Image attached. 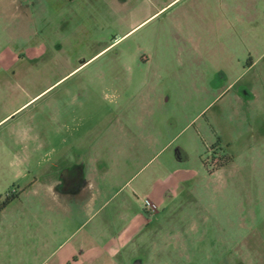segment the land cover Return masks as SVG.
Returning a JSON list of instances; mask_svg holds the SVG:
<instances>
[{
    "label": "rangeland",
    "instance_id": "obj_1",
    "mask_svg": "<svg viewBox=\"0 0 264 264\" xmlns=\"http://www.w3.org/2000/svg\"><path fill=\"white\" fill-rule=\"evenodd\" d=\"M37 10L44 56L0 66V264H39L97 224L48 192L62 164L95 156L118 161L98 178L112 232L150 200L152 174H194L153 194L127 264H264V0Z\"/></svg>",
    "mask_w": 264,
    "mask_h": 264
},
{
    "label": "crops",
    "instance_id": "obj_2",
    "mask_svg": "<svg viewBox=\"0 0 264 264\" xmlns=\"http://www.w3.org/2000/svg\"><path fill=\"white\" fill-rule=\"evenodd\" d=\"M45 1L0 0V40L16 46L15 49L6 46L3 51H0V66H10L23 60L35 61L44 56L49 39L45 28L35 23L40 17L37 8H43ZM115 1L118 9H126L129 2V0ZM190 41L192 46H199V38L196 41L194 32L191 33ZM43 91L32 95L30 100ZM187 156L183 151L175 152L173 160L177 163L186 160ZM115 162H118L117 159L114 161L111 159L108 165L106 161L95 156L72 160L71 163L60 166L62 172L54 184H48V192L59 193L63 198L62 205L66 209L83 211L84 216H88L86 220L99 216V221L89 231H84L80 235L77 232L74 237L69 236L64 239L62 250L56 252L54 256H51L52 253L45 256L39 264H127L131 258V254H128L129 249H135L139 241L144 243L143 232L150 219L143 209V202L140 204L138 213L133 214L119 232H112L108 228L110 224L107 217H110V214L106 213V201H103L107 188L99 184L98 178L100 177V180L105 178L109 169H112V163ZM152 176L153 188L152 196H149L150 201L160 204L164 200L162 197L153 195L155 192L158 194L162 190L164 193L172 191V185L181 184L194 174L191 171L178 170L174 175L168 173L163 182L155 181L154 174ZM147 199H149L148 196ZM70 222L69 220L67 223ZM82 225L81 223L77 230L81 229ZM136 261L138 260L135 259Z\"/></svg>",
    "mask_w": 264,
    "mask_h": 264
},
{
    "label": "built area",
    "instance_id": "obj_3",
    "mask_svg": "<svg viewBox=\"0 0 264 264\" xmlns=\"http://www.w3.org/2000/svg\"><path fill=\"white\" fill-rule=\"evenodd\" d=\"M153 208H155V204L151 202L149 199L145 198L144 199V204H143V209L148 213V211H152Z\"/></svg>",
    "mask_w": 264,
    "mask_h": 264
},
{
    "label": "flooded vegetation",
    "instance_id": "obj_4",
    "mask_svg": "<svg viewBox=\"0 0 264 264\" xmlns=\"http://www.w3.org/2000/svg\"><path fill=\"white\" fill-rule=\"evenodd\" d=\"M10 195L9 194H7L6 196H5V201H4V203H8V202H6L7 201V199H10L11 197H9Z\"/></svg>",
    "mask_w": 264,
    "mask_h": 264
},
{
    "label": "trees",
    "instance_id": "obj_5",
    "mask_svg": "<svg viewBox=\"0 0 264 264\" xmlns=\"http://www.w3.org/2000/svg\"><path fill=\"white\" fill-rule=\"evenodd\" d=\"M15 197V195H12L11 196V198L10 199H7V201L6 202H9L12 198H14Z\"/></svg>",
    "mask_w": 264,
    "mask_h": 264
}]
</instances>
